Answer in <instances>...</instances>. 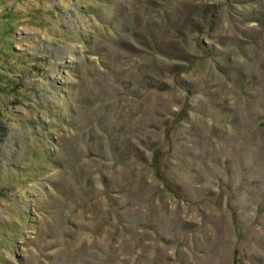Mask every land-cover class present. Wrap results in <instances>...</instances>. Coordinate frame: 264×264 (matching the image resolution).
<instances>
[{
  "label": "rangeland",
  "instance_id": "obj_1",
  "mask_svg": "<svg viewBox=\"0 0 264 264\" xmlns=\"http://www.w3.org/2000/svg\"><path fill=\"white\" fill-rule=\"evenodd\" d=\"M0 264H264V0H0Z\"/></svg>",
  "mask_w": 264,
  "mask_h": 264
}]
</instances>
